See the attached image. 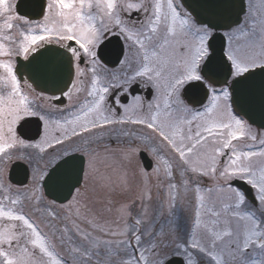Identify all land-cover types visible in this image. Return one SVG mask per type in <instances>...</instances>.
I'll return each instance as SVG.
<instances>
[{
	"label": "rangeland",
	"instance_id": "1",
	"mask_svg": "<svg viewBox=\"0 0 264 264\" xmlns=\"http://www.w3.org/2000/svg\"><path fill=\"white\" fill-rule=\"evenodd\" d=\"M8 2L12 5V9L14 10L15 0H8ZM48 2L49 0H47V4ZM133 2H139V0H133ZM145 2L152 11V16L150 18L152 20H154L153 7L155 3L159 2L162 5L161 24L157 26V33L151 44H148L147 41L145 43L148 47V55L150 58L152 52L155 51L159 59L169 62L166 69L167 71L173 64L181 63L184 58L190 55L193 49L183 46L194 45L196 38L190 34H182L179 29L175 36L166 33L163 14L168 11L166 7L167 0H145ZM251 2L257 11V16L253 20L248 18V22L243 24L240 29L233 27L225 32L228 39V44L226 46L227 53L230 49H239L242 53L256 56L264 52V0H252ZM13 10L11 15L15 16ZM55 11H57V9H53L50 13L46 5V10L42 18L28 22H23L24 19L18 21V18H15L12 21L13 28L10 31L1 29V33L11 36V40H0V43H3L5 48L11 52V55H0V64L8 63L11 64L13 69L15 67V56L17 55L16 53L19 47L14 45V41L11 43L13 36L18 37V33H20V35L22 33V37L25 35L42 34L43 26L45 25L53 29L59 28L62 18L55 16ZM91 13L98 17L96 21V26L98 28L100 27L99 18H103L104 23L107 20L106 17L103 16V13L95 7L91 10ZM7 15L8 14L0 15V25L4 24ZM45 16H48L47 21L45 20ZM149 21L143 24L142 30L152 35L149 31L151 28ZM75 22L74 19L70 18V23ZM134 26L136 29L141 28L140 24H134ZM77 31L78 29H73L74 33ZM245 32H247L248 35H244ZM165 36H167V39H165ZM140 38L143 39V36ZM51 41L57 42L55 32L52 34ZM60 42L65 43L66 41ZM128 42L136 45L133 40H128ZM136 46L139 47V45ZM81 53L83 54L82 50ZM132 53L135 58L139 59L136 69H138L142 63H147V61H143L142 59L144 55L143 49L138 48V50H133L132 48L127 54L128 57H133ZM85 57L86 60H90L89 57ZM79 70H82V68L76 65L73 84L80 90L76 91L73 89L72 92L68 93V98L71 101H76L80 97L83 102L72 110L70 108L66 110V107L61 108L59 111L54 109L46 110L45 106L50 102L48 96L40 92L37 93V90H34L33 86H31L28 81L24 80V83L20 81L21 95L28 98L29 106L35 113L43 115V134L39 139L30 143L29 141L23 140L18 134L16 126L19 121L14 126L16 137L19 140H23L24 144L29 146L17 145L16 148L10 149V158H8V154L0 156V207L5 211L11 210L14 214L24 215L29 219V221L34 224L37 231L46 238L50 246V251L53 252V256L61 260L62 264H77L78 262L81 264L80 255H78L80 253L75 251V249L81 248L80 250L82 251L90 247L89 241L99 240L102 242L107 240L110 242L115 241L118 244L121 240L132 239L131 230L134 221L143 211H146L147 215L144 217L145 223L140 226L141 233H143L145 227H149V225L150 231L152 229H160L159 234L161 236L165 233H170L169 239L165 241L168 245L166 250L169 252L173 250L176 244L187 246L190 243L197 212L200 213V220L202 223H207L213 231H223L225 220L229 222L230 229H234L237 223L243 228L247 222L239 220L238 217L231 215L233 211L232 206L236 202L234 193L237 190L240 192L242 191L232 186L230 181L241 178L237 176L225 181V179L220 176V173L230 166L233 151L237 153L256 152L258 154L264 152V130L258 129L246 122L248 131L244 138L232 141V147L223 149L222 154H219L221 156L215 160L216 172L207 175L209 183L202 178L200 173L188 171L181 177L179 173L182 169V162L179 161L177 155L166 145V142H162L161 138L158 137L156 133L142 124L126 123L127 127L125 130L127 132V141L123 150L117 147V145L108 143V137H110L111 134L113 136L117 134L119 129L118 124H114L111 130L107 129V127L102 129L97 128L93 129L91 132H82L81 135L74 136L70 140H64L63 144H55L57 138L64 139L66 132L68 135H71V128L76 127V125L69 124L68 121L75 120L77 116H82L83 112L92 105L93 101L98 98L99 95H105L97 91L94 96H89L88 93L91 91L92 83L89 84L88 70L84 71L83 76L78 75ZM6 75V70L0 67V77ZM100 88L103 87L97 85V89L99 90ZM9 90L10 89L5 86L3 81L0 80V97L6 98ZM220 93L221 92L216 94L220 95ZM158 96L159 94L155 90L154 99ZM14 99H18V97ZM210 102L211 95L208 98V103L204 106L191 108L189 105L192 109L190 113H179L173 109L172 116L169 117V119H192V115L195 112H204L205 109L210 106ZM142 104V108L136 109L135 113L140 115L147 114L148 103ZM218 104L220 106V118L227 122V110L224 108V101L222 98ZM228 105L232 115L237 119H241L239 115L232 111L231 100L228 102ZM3 107L6 108V106ZM104 115H108L107 111L104 112ZM123 115L124 112L121 116ZM129 115H133V118H135L133 113ZM97 118V113H90L88 117V119L93 120ZM116 118H118V116H116ZM0 119L4 120V133L7 136V118L0 117ZM45 120L48 121L47 125H45ZM202 123L201 120L197 119L193 121L192 125H185V134L194 136L197 126ZM59 125H63L64 127L61 128ZM137 125L142 129H136ZM114 128H116L115 135L110 132L113 131ZM189 128H191L190 133L188 132ZM77 131L80 132L81 129L77 127ZM227 132L228 130L225 129L223 130V135L208 136L211 140L205 141L203 146H197L199 158L204 161L206 165H210L211 161H207L208 159H205L203 155L207 153L216 154L214 150L222 145L220 141L222 138L223 140L226 138ZM202 134L204 136L208 135L207 133ZM252 136L256 138L253 140ZM38 143L45 149L44 152H40L38 148L31 146ZM48 143H52L53 146L49 147ZM142 143H145L150 148L151 152L156 155L157 164L152 169L154 171L151 173H146L140 157L138 156L139 150L143 147L141 146ZM185 143H188V141L185 140ZM153 148H157L158 152H153ZM132 149H136V151L133 152ZM73 150L82 151L87 156L85 184L88 188L81 191L80 195H75V198H71L68 203L61 205L56 204L48 197H42L41 189L37 190V187L40 186L43 179L40 177L41 175L44 177L45 172L57 159ZM159 157H163L172 165L174 179L171 180V183H175L177 189H170V180L164 174V165ZM16 159L26 161L32 170L28 187H15L8 181L7 173L10 163ZM90 160L94 165L91 168L89 166ZM251 163L253 164V171L259 175L262 168H264V156L257 155L252 157ZM204 171H207V167L204 168ZM184 180L188 181L186 185L183 183ZM149 192L151 195L150 201L147 199V193ZM170 193H176L175 200L171 199ZM255 195H258L256 189ZM201 196L204 197L203 201L200 200ZM78 197H81L83 201H81V199L79 200ZM14 200L16 203H13ZM202 203L204 205L203 207H201ZM225 206H228L226 210ZM260 207L264 209V205ZM248 210L254 211L253 204L247 199V205H241L239 211L243 213ZM77 211L79 214H77ZM216 212H220L221 215L216 216L214 214ZM79 217L91 218V226H89V231H87V233H90L89 241H85L77 231V229H79L81 232H84L87 225L84 226V224H82L78 227L73 223H76ZM256 219L258 221L261 219L259 213L256 214ZM93 224H95L96 227H93ZM12 225L16 226L14 230L18 233L30 232V230L23 226L22 222L0 217V231ZM65 229H67V231H65ZM111 230L117 233L126 231L127 235L111 236L109 234ZM260 230H264V226H262ZM196 236L197 239H201L199 232H197ZM31 238L30 235L23 236L19 238L18 242L14 241L10 247L8 245L0 247H2L3 251L8 252L9 256L13 259L21 254L23 249L27 248L29 254L32 256L33 264H52L51 258L39 253V250L32 246L30 243ZM148 239L149 237L146 234L142 236L145 248L148 247ZM233 239L234 237H224L222 240L217 241L215 250L220 251L221 247L225 249L229 247L235 248V245L231 243ZM242 239L243 236L241 235V240ZM134 243L135 241L133 240V244ZM202 243L207 246L206 240H202ZM115 246L116 245L113 244V248H115ZM126 247L127 246L123 247V249ZM127 251L128 253L125 252L122 255H120L119 252V255L113 258L115 264H122V261L133 257L132 248L127 247ZM189 251L192 253L191 259L193 264H215V262L211 261L205 254H200L197 250L192 249H189ZM260 251V249H255L257 253ZM253 252L254 249L250 248L245 254L246 257L252 258ZM101 255H103V253ZM145 255L150 258L151 252H145ZM255 258L259 259L258 256ZM185 259L187 260L188 257H185ZM0 264H6L3 256H0Z\"/></svg>",
	"mask_w": 264,
	"mask_h": 264
},
{
	"label": "snow or ice",
	"instance_id": "2",
	"mask_svg": "<svg viewBox=\"0 0 264 264\" xmlns=\"http://www.w3.org/2000/svg\"><path fill=\"white\" fill-rule=\"evenodd\" d=\"M94 7L103 13V16L107 17L114 27L118 28L121 35H124L128 40H133L136 45H139L140 49L144 50L142 59L147 61V63H142L133 74L126 75L123 83L117 85L123 93V100L127 101L128 94L132 91V86L137 84L138 81L149 89L150 94L151 90L155 89L159 96L147 104L148 111L145 115L135 113L136 109H140L143 106L142 98L139 95L133 94L130 103H122L119 95L113 97V105L119 106L124 112L123 116L116 118L115 109L107 105L106 96L101 94L83 112L82 116H77L75 120L68 121L69 124L76 125V127L71 128V135L66 132L64 139L57 138L55 144H63L64 140H70L74 136L81 135L82 132H91L97 128L102 129L107 125L142 124L156 133L162 142H166V145L177 155L179 161L182 162V169L179 173L181 177L188 171L200 173L201 175L214 174L216 172L215 156L209 157L211 164L206 165L199 158L197 146H203L208 136L223 135V130L227 129L228 132L222 145L214 150L215 153L222 154L223 149L232 147V141L244 138L248 131L246 122L232 115L228 102L230 100L236 102L233 94H238L247 82L257 75V72L254 71L255 69H259L260 73L264 74V52L256 56L242 53L239 49H230L226 57L222 56L218 59L213 43L216 39L214 31L222 25L217 20L203 19L202 13H207L209 16L221 15V10L225 7L224 0H205L202 5L192 7L190 11L183 13L177 11L173 0H167L166 7L168 11L163 14L166 33L175 36L179 29L182 34L194 36L196 42L194 45L183 46L193 49L190 55L184 58L181 63L173 64L166 71L169 62L159 59L155 51L152 52L150 58L148 47L145 43L147 41L148 44H151L157 33V26L161 24V3L157 2L153 7L154 20L150 19L149 21L151 24L149 31L152 35H149L142 30L143 25H141L140 29H136L134 25L129 26L126 24L120 16L121 12L129 16L133 12L147 13L149 7L146 5L145 0H139V2H133V0H49L47 4L48 11L51 13L53 9H57L54 15L62 18L60 27L53 29L45 25L43 26L42 34L25 35L16 54L23 55L24 59L27 60L30 53H35L39 50V47H43V43L51 42L52 34L55 32L57 42L74 41L79 45V48L62 45L67 47L71 58L81 60L82 50L83 54L91 58L92 64L95 65L97 63L96 48L102 42L104 34L112 29L103 22V18H99L100 27L96 26L98 17L91 13ZM12 10V5L8 0H0V15L8 14L4 24L0 25V29L10 31L13 28L12 21L16 17L11 15ZM70 18L76 22L70 23ZM45 20H48V16H45ZM73 29H78V31L74 33ZM244 35H248V33L245 32ZM142 36L143 39L140 38ZM165 39H167V36H165ZM0 40H11V36L0 34ZM0 55H11V52L5 48L3 43H0ZM0 67L4 68L7 73L6 76L0 77V80L10 89L6 98L0 97V117H6L8 125L6 136L4 133V120L0 119V156L8 154V158H10V149L16 148L17 145L29 146L16 137L14 126L24 117L33 116L37 113L30 108L28 98L21 95L20 80L17 78L16 71L11 64H0ZM91 71L93 79L91 91L88 95L94 96L97 91L104 94L109 93L110 89L108 86L97 89L96 68L92 67ZM78 75L83 76L84 71L79 70ZM229 78H233L232 83H229ZM209 81L213 84L222 83L227 87L221 90L220 95H217L216 89L212 88L210 106L204 112H195L192 115V119H169L172 116L173 109L179 113L192 112V109L185 102V97L190 98L197 95L200 89L211 88L212 85L208 83ZM73 89L76 91L80 90L75 84H73ZM228 89H231V91ZM65 95L69 94L65 93ZM205 95H207V92H205ZM16 97L18 99H14ZM221 98L224 101V108L227 110V122L220 118L218 102ZM3 106H6V108ZM105 111L108 112V115H104ZM90 113H97L98 118L95 120L88 119ZM130 113H133L135 118H133V115H129ZM41 119L44 118L41 117ZM197 119L203 123L197 126L194 136L186 135L184 126L192 125L193 121ZM47 124L48 121L45 120V125ZM59 126L61 128L64 127L63 125ZM77 127L81 129L80 132L77 131ZM188 132H191V128L188 129ZM202 133H207L208 135L204 136ZM255 138V136H252L253 140ZM185 140L188 143H185ZM31 146L38 148L40 152L45 150L39 143ZM48 146L52 147L53 145L48 143ZM132 151L135 152L136 149H132ZM152 151L158 152V149L153 148ZM257 155L264 156V152L258 154L256 152L237 153L233 151L230 166L220 173V176L225 181L237 176L241 179H246L247 184L258 192V195L254 197V211L248 210L243 213L239 209L241 205H247V197L238 190L234 193L236 202L232 206L231 215L247 222L243 228L237 223L234 229H230L229 222L225 220L223 231H213L207 223H202L200 213L197 212L190 243L187 246L176 244L173 250L169 252L166 250L168 245L165 241L169 239L170 233H165L161 236L159 234L160 229H152L150 231V225L145 227L144 232L141 233L140 226L145 223L144 217L147 215V212L143 211L134 221L131 230L132 239L121 240L118 244L115 241H89L90 233L81 232L77 229L82 238L85 241H89L90 244V247L85 248L83 251L79 248L75 249V251L80 252L81 264H115L113 258L119 255L122 245L131 247L135 253L133 257L122 261V264H193L192 253H190L189 249L205 254L215 264H264V230H260L264 226V209L260 207L264 205V168L257 175L253 171V164L251 163L252 157ZM159 159L164 165L165 176L170 180V189H177V185L171 183V180L174 179L172 165L163 157H159ZM64 163L68 164L70 161L65 160ZM89 166L90 168L94 166L91 160L89 161ZM205 167H207V171H204ZM40 178L42 179L43 175ZM77 183H79L78 180ZM183 183L186 185L188 181L184 180ZM170 195L171 199H176V193H170ZM147 199L151 200L150 192L147 193ZM200 200L203 201L204 197L201 196ZM13 203H16V201L14 200ZM203 206L202 203L201 207ZM227 207L225 206V210ZM257 213L261 217L259 221L256 219ZM77 214H79L78 211ZM214 214L216 216L221 215L220 212ZM0 217L20 221L23 226L30 230L28 233H18L14 230L16 226L12 225L0 231V246L8 245L10 247L14 241L18 242L20 237L30 235L32 237L30 243L35 249L39 250V253L51 258L52 264H62L61 260L53 256L46 238L37 231L34 224L24 215L14 214L11 210L5 211L0 207ZM92 226L96 227L95 224ZM197 232L200 233L201 239H197ZM109 234L111 236H123L127 235V232L117 233L111 230ZM145 234L149 237L147 248L144 247V242L142 241V236ZM241 235L243 236L242 240ZM224 237H234L231 243L235 245V248L229 247L225 249L221 247L220 251H216V242ZM133 240L135 241L134 244ZM202 240L207 241V246L202 243ZM113 244L116 245L115 248H113ZM101 245L104 247L103 255L100 252ZM250 248L254 249L252 258H248L245 255ZM255 249H260L261 251L257 253ZM149 251L151 252L150 258L145 255V252ZM0 256L5 258L6 264H33L32 256L27 248L23 249L21 254L13 259L8 252L3 251L2 247H0ZM257 256L259 259L255 258ZM185 257H188V259L185 260Z\"/></svg>",
	"mask_w": 264,
	"mask_h": 264
},
{
	"label": "water",
	"instance_id": "3",
	"mask_svg": "<svg viewBox=\"0 0 264 264\" xmlns=\"http://www.w3.org/2000/svg\"><path fill=\"white\" fill-rule=\"evenodd\" d=\"M45 1L17 0L16 10L21 15L33 19L40 18L44 12ZM245 1L224 0L225 7L221 10L219 16H209L207 13H202L203 19L217 20L222 25L214 31L216 39L213 43L218 59L222 56L226 57V36L223 30L240 23L242 14L245 12ZM182 2L190 11L192 7L202 5L205 0H182ZM123 53L124 45L117 35L103 41L98 48V56L111 66L119 62ZM16 70L21 78L25 75L37 89L49 94H60L72 82L74 75L73 58H71L67 48L47 43L43 47H39L37 52L31 53L27 60L18 57ZM254 71L257 72V75L248 81L238 94H233L236 102H231L235 110L250 123L264 128V74H261L259 69ZM232 79L229 83H232ZM215 84L222 85V83ZM136 91L133 86L132 93ZM205 92H207V95H205ZM208 94V89H200L197 95L185 98L189 102L200 105L205 102ZM150 96L149 92L148 97ZM59 100L63 101L64 97ZM16 130L25 139H36L41 134L42 121L37 116L23 118L18 123ZM140 154L144 166L150 169L152 166L151 158L145 151H141ZM65 160H69L70 163L65 164ZM84 164L85 156L81 153H72L60 159L49 169L43 180L46 195L58 202L67 201L82 181ZM28 177L29 167L25 162L17 160L12 163L9 170V179L12 182L21 185L27 182ZM77 180L79 183H77ZM232 183L242 189L251 201L255 202L253 188L245 180L235 179Z\"/></svg>",
	"mask_w": 264,
	"mask_h": 264
},
{
	"label": "flooded vegetation",
	"instance_id": "4",
	"mask_svg": "<svg viewBox=\"0 0 264 264\" xmlns=\"http://www.w3.org/2000/svg\"><path fill=\"white\" fill-rule=\"evenodd\" d=\"M252 0H246V11L243 15L242 21L239 25L234 26L235 28H239L242 27L243 24H245L246 22H248V18L250 20H253L254 18H256L257 16V11L255 10V7L253 5V3L251 2ZM146 3V2H145ZM147 4V3H146ZM149 7V5H148ZM14 8H15V3H14ZM14 12V17L18 18V21H21L22 19H24L23 22H26L28 20V18L26 17H22V16H17L15 10H13ZM121 19L125 21L126 24H128L129 26H132L134 24H144V23H148L149 19L152 16V11L149 8V11L147 13L144 12H140V13H135L133 12L131 14V16H129L128 14L121 12L120 13ZM250 16V17H249ZM107 19V17H106ZM105 24H108L109 27L112 29L109 32H106L104 34V37L102 39V41L111 36V35H119L121 37V39L123 40L124 44H125V52L124 55L122 57V59L114 66H110L107 65L105 63H103L98 57H97V63L95 65L92 64L91 62V58L90 60H86V57H83V60H76L75 63V71H76V65H79L80 68H82L83 71L88 70V74H89V84H91L92 79H93V73L91 71L92 67L96 68V73H95V78L97 79V85H101L102 87L108 86L110 91L109 93L105 94L106 96V103L108 106L113 107L116 111V116H118V118L122 115L123 113V109L120 108L117 105H113L112 101H113V97L119 95L122 99V103H130L132 100V95H139L142 98V103L146 104L151 102L154 97H155V90L153 89V92H151V97H148V88H146L141 82H137V84L134 85V88L138 91H136L135 93L129 92L128 97H127V101L123 100V93L121 92L120 88L117 86L119 83H123L126 75H131L134 73V71L136 70V66L138 65V60L135 57H128V52L133 50L136 48H138V46H135L133 44H129L128 39L125 38L124 35H121L119 33L118 28L114 27L113 24L111 22L108 21V19L105 21ZM1 30V29H0ZM12 33V32H11ZM0 34H3L0 32ZM18 37H14L12 38L11 43H13L14 41V45H17L18 47H20L21 43L23 42L24 37L23 34L18 33ZM5 35V34H3ZM82 56V53H81ZM133 56V53H132ZM86 62V63H85ZM209 84L212 85V87L210 88V94H212V88L216 89V93L218 92L217 90L220 89V87L215 86L212 82H208ZM73 86V85H72ZM70 87V89L65 92V93H70L73 91V87ZM152 91V90H151ZM67 96V97H66ZM57 97V96H56ZM66 99L63 102V105H59L55 102H53V98L54 96H52V108L54 107V109H56L57 111H59L61 108L66 107V110L70 109H75L77 105H80L83 101H81V98L79 97L76 101H71L68 98V95H65ZM54 103V104H53ZM48 105V104H47ZM193 108H195L194 106H192ZM108 113V112H107ZM114 125V124H113ZM113 125H107V129H112ZM119 129L117 131V134L115 135V130L116 128L113 129V131H110L111 133H113L115 136H113L111 134L109 138L108 143H111V145H117V147L121 148L122 150L124 149L123 147L126 146V141H127V132L125 130V128L127 127L126 123L125 124H118ZM106 129V130H107ZM136 129L140 130L142 129L139 125H137ZM107 132V131H106ZM118 137V138H116ZM107 139V138H106ZM222 140L220 141V143L222 144ZM140 143V142H139ZM143 144V145H142ZM141 146H143L142 148L146 149L150 154L151 157L153 158L154 161V167L157 164V160L155 158L156 155L152 154L150 152V148L145 144L142 143ZM220 145V144H219ZM119 150V149H118ZM139 156V154H138ZM205 157V159H208L207 161H211L209 159V157L211 156H215V160L218 159L221 155L219 154H205L203 155ZM87 157V156H86ZM203 157V159H204ZM153 167V168H154ZM154 170H149L146 171L147 173H151ZM202 178H204V180H206L209 183V179L207 177V175H201ZM86 175L84 176L83 182L82 184L76 188L75 190V194H79L80 192L83 191L84 189L88 188L86 186ZM213 184V183H211ZM78 199L80 200L81 197H78ZM81 201H83L81 199ZM76 225L81 226V224H84V226H86V230H84V232L89 231V226H91L90 223V218L87 217H79L76 220ZM107 241V240H105ZM110 242V241H109ZM116 247V246H115ZM125 247V246H121V249Z\"/></svg>",
	"mask_w": 264,
	"mask_h": 264
},
{
	"label": "trees",
	"instance_id": "5",
	"mask_svg": "<svg viewBox=\"0 0 264 264\" xmlns=\"http://www.w3.org/2000/svg\"><path fill=\"white\" fill-rule=\"evenodd\" d=\"M101 215V214H100Z\"/></svg>",
	"mask_w": 264,
	"mask_h": 264
}]
</instances>
